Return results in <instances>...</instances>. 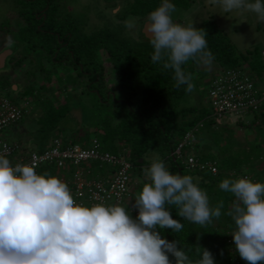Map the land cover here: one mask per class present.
Returning <instances> with one entry per match:
<instances>
[{
	"label": "trees",
	"instance_id": "obj_1",
	"mask_svg": "<svg viewBox=\"0 0 264 264\" xmlns=\"http://www.w3.org/2000/svg\"><path fill=\"white\" fill-rule=\"evenodd\" d=\"M122 1L124 11L119 13L123 17L121 22L134 18L141 25L148 13L160 4V0ZM170 2L175 8L183 10H189L194 4L193 0ZM47 16L50 18V13ZM198 29L205 31L207 50L212 54L211 62L206 64H214L218 70L209 74L207 70L201 69L203 61L200 59H190L182 65L185 73L191 77V92L185 91V85L176 86L171 69H164L160 63L151 61L152 48L139 46L124 35L121 28L116 31L101 28L87 33L74 20L73 27L69 29L72 39L67 47L56 42L43 43L36 54L42 53V58L46 56L52 68L60 69L57 72H45L49 76L47 81H52L53 74L60 81L59 73L66 74L72 69L75 75L70 82L80 86L81 95H91L93 102L89 105V114L81 117L84 119L82 127L85 132L82 135L79 132H68L60 138V125L70 112L69 106H56L49 99L40 101L42 115L36 122V137L41 147L36 151L42 152L54 139H59L64 147L80 145L83 148L90 147L91 142L97 140L103 152L126 158L132 165L127 208L133 218L137 210H130L129 205L134 204L143 186L137 182L133 184V180L143 173L150 154L162 160L170 173L191 175L206 192L210 206L222 202L221 216L202 226L182 219L176 206H166L172 218L181 222L182 229L178 232L168 229L157 231L169 242L176 241L177 248L184 250L193 262L199 259L200 250L197 248H200L211 253L214 264H234L239 260L230 234L234 230V223L226 213L235 198L219 190L218 184L225 178L244 176H250L251 181L264 182V104L260 111L247 114L253 117L247 129L256 124L260 128L258 140L249 143L239 140V137L235 139L232 135L223 137L221 130L216 128L217 120L211 118V108L200 104L187 105L183 101L198 92L202 97L207 95L212 80L228 70L247 72L264 88V50L254 47L245 53L238 51L211 17ZM48 37L51 39V36ZM141 37L146 41L143 33ZM56 54L57 64L53 62ZM82 77H86L87 81L80 82L79 78ZM205 81L207 90H201ZM8 87L7 81H0V90ZM39 91L32 87L28 96L40 97ZM191 131L194 136L190 144L181 150L179 158L175 152ZM191 156L201 163H215L218 172L212 174L200 168L187 169L183 161ZM89 169V179H104L114 172L112 167L99 163H92ZM74 172L73 166L63 169L47 166L40 170V173L64 177L66 181L73 177ZM69 190L72 194V190ZM169 259L173 260L171 256ZM239 261L238 264L247 263L242 259Z\"/></svg>",
	"mask_w": 264,
	"mask_h": 264
},
{
	"label": "clouds",
	"instance_id": "obj_2",
	"mask_svg": "<svg viewBox=\"0 0 264 264\" xmlns=\"http://www.w3.org/2000/svg\"><path fill=\"white\" fill-rule=\"evenodd\" d=\"M223 12L248 11L264 21V0H208ZM170 0L148 13L143 33L152 47L151 61L174 73L176 86L191 92V77L182 68L200 59L211 62L206 33L174 22ZM133 28L134 18L125 22ZM0 147V264H214L200 249L194 262L161 229L178 232L179 220L166 206L193 224L205 225L221 216L222 202L210 206L206 192L191 175L172 174L159 158L145 169L147 182L134 199L137 215L127 205L77 203L68 185L28 164H11ZM219 190L235 198L226 213L234 223L235 252L247 264H264V182L247 178L221 180ZM169 256L173 258L170 261Z\"/></svg>",
	"mask_w": 264,
	"mask_h": 264
},
{
	"label": "rangeland",
	"instance_id": "obj_3",
	"mask_svg": "<svg viewBox=\"0 0 264 264\" xmlns=\"http://www.w3.org/2000/svg\"><path fill=\"white\" fill-rule=\"evenodd\" d=\"M62 1L64 3L66 2L65 4L71 8L70 10H72V15L79 25L83 27L85 25H88L87 29H85L86 26L84 27L85 32L91 33L101 28H108L116 31L121 28L123 34L131 38L132 41L137 43L139 46L152 48L147 39L145 38V41L144 39H142L143 37H141V34L143 33V27L140 21L138 22L134 19L135 24L133 28L125 27L124 22L129 18L121 22L123 18L122 14H118L119 10L113 8L116 6L117 1L119 0ZM193 1L194 4L189 10L175 8V11L172 13V19L174 22L181 23L184 25L192 23L193 27L198 29L199 26L205 20H208L211 17L213 18L218 28L224 31V33L228 36V38L237 48L238 51L245 53L248 50H252L254 47H258L264 50V21H259L257 19L256 14L248 11L226 13L223 12L217 5L208 3V0ZM82 5H85V7H82ZM123 5L124 4L122 3L121 7ZM99 7L104 8L105 11H103L102 9L100 10ZM113 10L116 11L115 15H112ZM123 11L124 9H122L121 13H123ZM89 19L90 22H88ZM0 21L3 24L6 23V19H4V14L0 15ZM24 48L25 49L23 50V52L29 50V46ZM15 50L16 49H14V51ZM15 52L16 54L19 52L18 54L20 55L22 51L16 50ZM36 55L37 54H35L34 57L36 61L34 70L32 69L31 63L27 62V64H29L26 66V72L24 71L25 69H23L22 72H18L16 76L10 78L9 82L7 83L8 85L9 83H13L16 87H18V92H12L7 89L0 90V96L4 95L9 99L16 98L14 99L16 101L28 100L30 103V109L28 110L27 118L18 126L3 131L1 133V138H4L8 142H13L14 140H16L23 144L28 143V145H31L30 148L32 149L34 147H41V144L34 145L33 143V140H37L36 130L38 128V125L36 122L38 118L42 115L40 101L49 99L54 102L56 106H69L70 112L66 116V119L60 125V138H63L68 132H79L80 135L85 132V128L82 127L84 119L82 120L81 117H84V114H89V110L91 108L89 105H91V103L93 102V97H91V95H81L80 86L72 84L70 82L71 77H74L75 75L72 69L67 71L66 74L59 73L61 74L60 81L59 79H56L53 73L52 81H47L46 78L49 76H46L45 72H52V65L51 63H48L45 57L44 59L42 58L44 56L42 53L37 56ZM105 57L106 56L104 54V58ZM41 62L44 66L43 70H41L42 68L39 65L41 64ZM36 68L38 69L36 70ZM201 69L207 70L209 74H213L218 70L216 65H207L205 62H203ZM39 71H42V73L44 74ZM79 81L85 82L87 81V78H79ZM64 86H66V88H64ZM32 87L40 90V97L28 96V92L29 90H31ZM200 88L201 90H207V81H205L202 87ZM183 103L193 106L200 104L210 108L209 101L206 98V95L202 97L199 92L190 95L186 100L183 101ZM252 119V115H244L242 117L227 116L223 119L217 120L216 128L218 130H221L220 134L223 137L225 136V138L228 136L231 137L230 135H232L235 139L239 137V140H244L246 142L251 143L258 140V132L260 130L258 124L251 126L247 129V126H249V122ZM154 157L156 156L153 154H150L148 156L146 160L148 165L145 167V169L150 166L152 158ZM145 169L141 176L139 175L140 177L134 176L135 178L133 180V184L137 182L139 185H143L147 182ZM247 177H249L248 179H250V176ZM238 259L241 260L240 257ZM239 260L234 264H238L240 262Z\"/></svg>",
	"mask_w": 264,
	"mask_h": 264
},
{
	"label": "built area",
	"instance_id": "obj_4",
	"mask_svg": "<svg viewBox=\"0 0 264 264\" xmlns=\"http://www.w3.org/2000/svg\"><path fill=\"white\" fill-rule=\"evenodd\" d=\"M262 54L264 56V52ZM206 98L212 111L211 118L218 120L227 116L242 117L260 111V107L264 104V88L247 72L228 70L212 80ZM29 109L28 101H14L4 95L0 96V147L6 146L3 154L11 164L31 165L38 174L41 168L47 166H54L57 169L73 166L75 167L73 177L69 181H66L64 177L60 179L72 190V196L77 203L90 205L103 202L127 205L130 196L132 165L124 157L103 152L97 140H93L90 147L83 148L80 145L64 147L59 139H54L46 149L38 152L24 151L18 144L9 143L1 138L3 131L17 125L27 117ZM201 126L200 123L199 127ZM193 136L194 132H189L179 144L175 152L179 158L181 150L190 144ZM92 163L112 167L114 172L104 179H89L91 174L89 167ZM183 163L187 169L200 168L212 174L218 172L215 163H201L192 156ZM242 178L248 179L249 177ZM133 205L132 203L129 205L130 210H135Z\"/></svg>",
	"mask_w": 264,
	"mask_h": 264
},
{
	"label": "flooded vegetation",
	"instance_id": "obj_5",
	"mask_svg": "<svg viewBox=\"0 0 264 264\" xmlns=\"http://www.w3.org/2000/svg\"><path fill=\"white\" fill-rule=\"evenodd\" d=\"M65 3L62 0H0V15L4 14L6 19L4 24L0 21V81L7 80L8 83L9 79L16 76L18 72H22L23 69L26 72V66L29 63L34 70L36 65L34 57L43 43L56 42L63 47L69 45L72 39L69 29L73 27L75 19L71 8ZM122 3L123 1L119 0L113 7L119 10V13L124 6L121 7ZM101 9L105 11L104 8ZM48 13L50 18L47 16ZM115 13L116 11L113 10L112 15ZM144 21H141L142 27ZM87 27L88 25L85 29ZM48 36H51V39ZM27 46L29 50L23 52L24 47ZM14 49L22 51L21 54L19 55V52L16 54ZM55 57L57 54L53 60L57 64L58 60ZM45 59L49 63L46 56ZM40 66L44 68L42 62ZM52 70L57 72L60 69L52 68ZM14 87L11 83L8 90L11 91Z\"/></svg>",
	"mask_w": 264,
	"mask_h": 264
},
{
	"label": "crops",
	"instance_id": "obj_6",
	"mask_svg": "<svg viewBox=\"0 0 264 264\" xmlns=\"http://www.w3.org/2000/svg\"><path fill=\"white\" fill-rule=\"evenodd\" d=\"M10 85H11V83H9V86H10ZM14 86H15V85H14ZM8 88H9V87H8ZM7 90H8V89H7ZM11 91H12V92H18L19 89H18V87L15 86V87L13 88V90H11ZM12 92H11V93H12ZM19 93H20V92H19ZM14 99H16V98H13V100H14ZM20 99H21V98H20ZM20 99H19V100H20ZM14 101H16V100H14ZM27 101H28V100H27ZM28 102H29V101H28ZM26 118H27V117H26ZM26 118H25V119H26ZM25 119H24V120H25ZM24 120H23V121H24ZM23 121H21V122H23ZM21 122H20V123H21ZM20 123H18L17 125H14V126H12V127H10L9 129H11V128L15 127V126H18ZM3 139H4V138H3ZM4 140H5V139H4ZM36 142H37V144H36ZM9 143H12V144H18L19 146H21V147L24 149V151H36V150H38L37 147H34V148L32 149V148H30L31 145H28V143H24V144H23V143H20L19 141H16V140H14L13 142H9ZM33 143H34V145H39V144H41V142H40L39 139H37V140H35V141L33 140ZM29 144H30V143H29ZM49 145H50V144H49Z\"/></svg>",
	"mask_w": 264,
	"mask_h": 264
},
{
	"label": "water",
	"instance_id": "obj_7",
	"mask_svg": "<svg viewBox=\"0 0 264 264\" xmlns=\"http://www.w3.org/2000/svg\"><path fill=\"white\" fill-rule=\"evenodd\" d=\"M143 32V31H142ZM143 35H144V33H143ZM145 36V35H144ZM145 38L147 39V37L145 36Z\"/></svg>",
	"mask_w": 264,
	"mask_h": 264
}]
</instances>
